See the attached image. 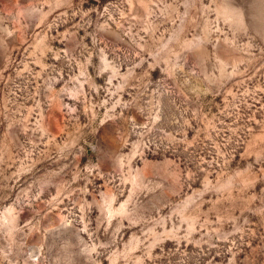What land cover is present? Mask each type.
<instances>
[{
    "label": "rangeland",
    "instance_id": "1",
    "mask_svg": "<svg viewBox=\"0 0 264 264\" xmlns=\"http://www.w3.org/2000/svg\"><path fill=\"white\" fill-rule=\"evenodd\" d=\"M0 264H264V0H0Z\"/></svg>",
    "mask_w": 264,
    "mask_h": 264
}]
</instances>
